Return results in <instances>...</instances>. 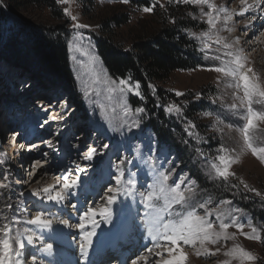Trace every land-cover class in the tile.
Masks as SVG:
<instances>
[{
	"label": "rangeland",
	"instance_id": "rangeland-1",
	"mask_svg": "<svg viewBox=\"0 0 264 264\" xmlns=\"http://www.w3.org/2000/svg\"><path fill=\"white\" fill-rule=\"evenodd\" d=\"M140 1L130 0L125 4L122 0H71L69 4L57 3L58 8L55 13L52 9L44 6L20 7L17 6V1L0 0L2 36L18 33L25 41H32L45 33L46 29L59 26L64 28L63 34L67 41L69 67L76 91V95H71L59 85L57 78L43 76L37 69L10 62L6 58L5 52H0V184L7 185L5 188H0V228L8 221L13 220L14 217L30 219L36 215V212L44 205L31 193L40 192L43 195V189L51 182L55 183L53 186L58 187L59 183H62V176L67 168L74 169L76 164H80L82 167L86 165L87 162L81 159V155L92 147H96L102 154L97 155L94 161L87 165V176L81 174L85 185L74 193L75 196H72L85 199V202L82 200L84 210L92 205L98 186H101L99 194L104 195L105 188L111 183L108 175L110 165L117 161L121 155L127 156L133 162L130 168L136 174L134 177H129L128 165L123 167L126 179L138 180L134 192H146L145 186L150 182L149 172L151 169L148 165V148L151 145L156 149L151 154L152 157L157 156L161 148L170 156V161L164 165L165 170L174 169L168 182L170 185L178 180L181 174H186L196 181L194 191L191 193L192 203L198 204L210 200L211 203L207 205V208L215 213V210L221 207V201L231 200V205L224 207L241 209L242 212H233L232 215L238 217L239 222L246 225L248 220H251L252 225L259 230L261 235L260 240H252L246 238L235 227L229 228V233H235L234 239L221 241L215 245H205L209 249V253L215 252V255H197L196 248L184 246V250L188 254L186 264H223L225 260H230L231 264H239L238 260L224 255L235 245L252 252L258 257L255 264H262L264 262V200L256 197L254 193L247 192L240 184V180L264 193V163L253 156L250 151L240 154L242 139L238 129L242 127L244 121L240 115L234 114L228 107L232 103H239L237 96H243V91L228 87L231 80L224 77L222 73L206 70L210 66H223V62L230 59L224 55V50L216 51L219 46L213 43L212 49L205 54L201 51L200 40L196 36L190 35V33H196L198 36L202 32L210 30V26L207 24L208 17L202 15L201 7H203L204 13L211 9L207 5L178 4L176 0H150L151 4H155L154 11L145 13L142 10L145 6L141 5ZM211 3L217 5L218 8H226L232 15V20L227 25L232 30L227 31L222 27L224 14H220L217 28L222 30L219 35L225 37L226 42L233 45L232 51L240 50V54L245 58L246 68L247 66L251 67L255 75L260 78L259 82L264 84V37H262L264 36V27L263 31H259L257 35L254 33L250 40L251 43H259L257 48L253 49L254 52L257 50L255 56L252 55L253 51L246 50L248 45L243 48L236 44L237 41L248 37L247 34L251 33L256 25L252 21L255 17L254 12H243L245 7L250 10V3H242V0H211ZM64 8H69L77 20L71 21L63 12ZM60 12L61 18L58 17ZM242 12L243 15H239ZM171 15L192 23L193 27L185 30V33L196 45L199 63L193 69L174 71L167 80L160 82V87L164 91L174 95L176 92L184 94L182 96L175 95V100L171 102L181 108L180 114L166 113L164 109L168 105L167 102L157 101L156 108L157 110L162 109L167 118L177 119L182 116L186 120L184 107L188 102L203 100L206 102L204 109L197 116L188 117L182 127V146L190 154V159H185V161L179 150L170 142L162 140L151 125L150 119L152 117L155 119L158 115H156L157 111L151 112L150 109H147L146 98L142 102L132 94H125L122 97L118 92H109V85L103 81L108 77H113L97 49V42L100 37L104 36L102 29H104L105 23L115 16L119 18L127 16L128 21L119 26L112 23L110 29L114 41L122 49L131 50L135 42L149 38L152 34L159 32L161 28L171 25L174 20L170 17ZM249 20L252 21L251 25L248 23ZM74 23L90 27L76 30L72 27ZM232 32L237 35H233ZM257 39L260 40L257 41ZM247 42L249 41H245V43ZM84 52H89L91 57H95V62L93 63L89 56H85ZM217 56L220 59H216ZM249 75L251 76L252 73ZM97 76H99V80ZM115 80L118 83L119 79ZM129 82L133 86L135 85V82L131 80ZM125 105L132 108L133 113L136 107L143 106L146 113L140 114L144 116V119L141 120V128L138 131L121 134L116 130L117 126L125 120L131 121L132 119L131 116L125 114ZM253 107L260 110L264 105L254 103ZM240 111L244 110L240 109ZM8 118L15 119L20 124L23 133L27 129L38 136L31 143L33 146L29 147H35L36 141L42 140L46 142V145L42 146L40 143V147L34 150L17 149L14 156L10 155L5 147H8L6 144L8 133L2 132L3 130L8 131V125H6ZM189 122L195 127H191ZM201 125L203 127L199 128ZM171 130L178 138V130ZM188 132H191L192 135H188ZM254 135L256 144L264 146V122H258ZM49 141L51 146L47 143ZM103 144H108L109 149L102 150L101 145ZM221 146L230 150V156H239L238 162L232 164L230 169L236 175L229 177L232 184L239 185L238 193L236 189L229 190L222 181L213 179L209 174L212 164L218 163L217 149ZM5 157L6 160H4ZM35 157L39 159L34 160ZM49 165L48 169L46 166ZM28 169L30 170L28 171ZM72 178H75V173ZM30 181L33 183L27 187ZM213 185L218 186L219 192L212 188ZM183 187L184 185H182ZM234 193L237 194L234 195ZM185 194L189 195L187 192ZM71 200L63 207L49 203L46 212V218L53 220V227L57 226L55 228L64 234L68 241L65 245L68 248L74 245L72 240L75 236L72 235V231L68 232L61 227L58 219L68 218L69 222L74 225L78 223L79 216L84 211L77 212V214L72 208ZM140 200L141 197L137 196L135 203L131 200L125 203L122 199L120 202L123 203V206H129V203L136 205L137 213H142L144 207ZM162 203L160 201L161 205ZM9 204L12 205L11 208L8 207ZM197 211L198 214L205 215V209L197 208ZM231 218L228 217L225 222H229ZM209 219L219 223L215 214ZM22 226L33 227L26 224ZM243 231L251 233V228L246 226ZM2 235L0 233V236ZM47 235L50 234H45L44 243H51ZM69 238H72L71 242ZM37 246H42L40 239L35 240V247ZM217 248L220 249L219 252H216ZM49 257L41 255L40 259L45 264ZM70 257L72 259L73 256ZM56 261L58 262L55 259L54 262L56 263ZM29 264H31L30 261ZM58 264L60 263L58 262Z\"/></svg>",
	"mask_w": 264,
	"mask_h": 264
},
{
	"label": "snow or ice",
	"instance_id": "snow-or-ice-1",
	"mask_svg": "<svg viewBox=\"0 0 264 264\" xmlns=\"http://www.w3.org/2000/svg\"><path fill=\"white\" fill-rule=\"evenodd\" d=\"M122 2L127 4L130 0H122ZM57 3L69 4L71 0H57ZM176 3L199 6L207 5L211 9V11L204 13L203 7H201L202 15L208 17L207 24L210 26V30L204 31L198 36L196 33H190V35L196 36L200 40L201 51L205 52V54L212 49L214 43L219 46L216 51L224 50V55L230 57V59L223 62V66H210L206 70L222 73L224 77L231 80L227 85L228 87L238 90L242 89L243 96H237L239 103L228 105L229 109L234 114L240 115L244 121L242 127L238 129L242 139L240 154L242 155L250 151L253 156L264 163V146L256 144L254 135L258 122H264V107L260 110L253 107L254 103L264 105V84L259 82L260 78L255 75L251 67L246 68L245 58L240 54V50L232 51L233 45L226 42L225 37L219 35L222 29L217 28L220 14L223 13V29L231 31L232 29L228 28L227 25L232 20V15L226 8H218L217 5L211 3V0H176ZM242 3H246V0H242ZM154 8L155 4L152 3L143 7L142 10L145 13H151L154 11ZM247 11L248 7H245L243 12ZM63 12L71 21L77 20V17L72 14L69 8H64ZM243 12L241 15H243ZM172 22L175 23L174 20ZM251 22L249 20V25H251ZM72 27L73 29L80 30L89 28L90 26L74 23ZM83 54L89 56L93 63L95 62V57H91L89 52H84ZM216 59H220V57L217 56ZM249 73H252V75L250 76ZM97 79L99 80V76H97ZM103 82L109 85V92H118L122 97L125 94H132L142 102L145 100V97L140 92L139 81H136L134 86L126 78H119L117 83L115 79L108 77ZM175 95L182 96L184 94L176 92ZM240 109L244 111L241 112ZM164 110L170 115L180 114L181 112V108L176 104L166 105ZM145 113L146 109L143 106L136 107L133 113V109L125 105V114L131 116L132 119L131 121H123L117 126L116 130L121 132V134L138 131L141 128V120L144 119V116L140 114ZM189 124L191 127H195L191 122ZM188 135H192V133L188 132ZM47 143L51 146L50 141ZM101 149L107 150L109 149V145L103 144L101 145ZM155 150L151 145L148 148V165L151 170L149 172L150 182L145 186L146 192H134L138 180L134 178L126 179L125 168L123 167L128 165V175L129 177H134L136 174L130 168L133 162L127 156L121 155L117 161L110 165L108 175L111 183L105 188L104 195L100 197L104 202L87 207L80 214L79 221L75 225H72L68 219H58L60 225L67 228H75L82 233L81 242L78 244L82 264H89V252L93 247L94 238L97 236V229L100 227L101 221L108 225L113 224V217L115 215L113 206L121 199L125 203L129 200L135 203L137 196L141 197L140 203L145 209L143 220L146 222L147 238L152 244L151 247H146L145 251L155 257L152 260V264H186L188 257L184 246L196 248L197 255H215V252L209 253V249L205 245H215L221 241L234 239L235 233L228 232V229L232 227H235L248 239H261L259 230L252 225L251 220H248L246 225L243 222H239L238 217L232 215L233 212H242L241 209L224 207L231 205V200L226 199L221 201V207L213 213V211L207 208V205L211 203L210 200L204 203H192L191 193L196 186L195 179L190 178L186 174H181L179 179L170 185L168 182L174 169L165 170L164 168V165L170 161V156L161 148L159 149V154L152 157L151 154ZM229 151L227 147L223 146L217 149L218 155L216 159L218 163L212 164L209 174L213 179L222 181L224 186L229 190L236 189L238 193L239 185L232 184L229 177H235L236 175L230 169L232 164L238 162L239 156H230ZM100 154L102 153L98 152L96 147L88 149L81 155V159L87 162L84 167L76 164L74 169L67 168L62 176V183L58 182V187L49 186L44 188L43 195L40 192L31 193L32 196L38 198L44 207L40 208L36 212V215L30 219L14 217L13 220L8 221L0 228V233L3 234L0 236V264H29V261L31 264H44L40 256H51L53 253V244L44 243L45 234L54 231L53 220L46 218L47 205L51 203L55 206H65L74 193L84 187L85 180L81 174H84L85 177L87 176V165H90L95 157ZM73 173H75V178H72ZM4 179H7V177H4ZM186 181L187 184H185ZM240 184L243 185V188L247 192L254 193L256 197L264 200V193L250 187L243 180H240ZM182 185H184L183 188ZM5 187H7L6 184H0V188ZM186 192L189 195L186 196ZM237 193H234V195ZM160 201L163 202L162 205ZM8 207L11 208L12 205L9 204ZM72 207L79 211L77 205L73 204ZM197 208L205 209V215L198 214ZM213 214H215L216 220L219 222L218 224L209 219ZM166 216L167 219H165ZM228 217L232 218L229 222H225ZM5 220H7V217H5ZM24 224L33 227H23L22 225ZM246 226L251 228V233L243 231ZM36 239L41 240V247H35ZM197 246L199 247L197 248ZM219 251L220 249L217 248L216 252ZM224 255L238 260L239 264H255L258 259L252 252L245 250L239 245H235L229 251H226ZM148 259L147 255H137L134 259H131L130 264H140V261H144L147 264ZM223 264H231V262L230 260H225Z\"/></svg>",
	"mask_w": 264,
	"mask_h": 264
},
{
	"label": "trees",
	"instance_id": "trees-1",
	"mask_svg": "<svg viewBox=\"0 0 264 264\" xmlns=\"http://www.w3.org/2000/svg\"><path fill=\"white\" fill-rule=\"evenodd\" d=\"M18 2L17 6H44L57 11V0H12ZM92 1V0H88ZM141 5H150V0H141ZM138 4V3H137ZM61 18V12L58 13ZM175 23L163 27L149 38L135 42L131 50L122 49L114 41L110 29L112 23L119 26L126 24L127 16L113 17L105 23L104 36L97 42L98 53L111 76L115 79L126 78L132 82H140L142 95L147 99V109L156 112L155 119L152 117L151 125L156 129L162 140L168 141L181 153L182 158L190 159V154L182 146V127L188 117L197 116L204 109L206 102H188L184 107V117L167 118L162 109L156 108V102H167L168 105L175 100V95L164 91L160 82L167 80L171 73L177 70H189L196 68L199 63L195 43L189 39L185 30L192 28V23L180 20L171 15ZM177 19V20H176ZM0 17V52L4 51L10 62L19 63L21 66L37 69L43 76L58 79L59 85L71 95H76L73 79L69 67L68 47L64 28L56 27L46 29L45 33L37 36L32 41L26 40L20 34L10 33L2 36ZM47 32V33H46ZM185 116V115H184ZM196 122V119H194ZM199 125V124H198ZM203 126H199L202 128ZM171 129L178 130V138ZM186 158H185V157ZM214 190L219 192L217 185ZM221 190V189H220Z\"/></svg>",
	"mask_w": 264,
	"mask_h": 264
},
{
	"label": "bare ground",
	"instance_id": "bare-ground-1",
	"mask_svg": "<svg viewBox=\"0 0 264 264\" xmlns=\"http://www.w3.org/2000/svg\"><path fill=\"white\" fill-rule=\"evenodd\" d=\"M246 3L247 4L250 3V7H249L250 10L248 9V12L249 11L254 12V14H255V19H252V21L255 22L256 25L253 27V30H252L253 33L251 32V33L247 34L248 37L244 38L243 39L244 41L240 40L236 44L239 47L243 46V48L245 45L246 46L248 45L246 47V50L249 51V49H250V51H253L254 48L255 49L257 48L259 43L256 44L255 42H252V43L250 42V40H252L251 39L252 35L254 33H255V35H257V33L259 31L262 32L263 27H264L263 26L264 25V0H246ZM239 15H241V14H239ZM243 25H245V24H243ZM232 34L237 35V33H235V32H232ZM262 37H264V36H262ZM259 40L260 39H257V41H259ZM245 41H249V42L245 43ZM255 41H256V39H255ZM235 47H236V45H235ZM237 49H238V47H237ZM235 50H236V48H235ZM256 52H257V50L255 52L253 51L252 55L255 56ZM247 67H249V66H247ZM2 132L8 133L7 141H9V142L13 141V139H11L10 136L15 135L14 133H12L14 131L3 130ZM40 143L42 146H44V144L46 145V142L44 140L36 141V144L34 145L35 148L40 147ZM13 144H14V142H13ZM7 145L9 147V144H7ZM13 146L15 147V145H13ZM7 149H9V148H7ZM16 150L11 149L9 151L10 155L14 156ZM41 155H42V152H41ZM37 159H39V158L38 157L34 158V160H37ZM46 167L49 169L50 165L46 166ZM29 170L30 169H28V171ZM32 183H33V181H30L27 184V187H29ZM54 184H55L54 182H51L47 187L53 186ZM100 189H101V186H98L97 193L94 195V201L92 202L93 206L96 204L102 203V199L98 198L99 196H101V194H99ZM77 197L78 196H76V198L75 197L71 198L72 199L71 201L73 202V204L77 205V207L79 209V211H77L76 209H74L72 207L76 213L84 210V204L82 202L81 197H79V198H77ZM91 206L89 205V207H91ZM136 207H137L136 205H133V204L131 205L130 203H129V206H123V203H121L120 201L116 205L113 206L114 213H115V215L113 217V224L108 225V224L103 223V221H101V225L97 229V236L94 238L93 247L89 252V264H91V261L93 259V256H95V254L104 253V252H106V250L111 249V248L112 249H120L123 244H126L127 247H125V250H122V252L118 256L125 259V264H129L131 259H134L137 255H147L149 257L147 264L152 263V260L155 259V257L152 254L146 253V251H145L146 247L152 246L151 241L147 238L146 222L143 220V213H140V212L137 213L138 208H136ZM143 212H144V209H143ZM98 219H100V218L98 217ZM165 219H166V217H165ZM55 227H57V226H55ZM55 227H53L54 231H52L51 233H47V234H50V235H47V237L50 238L49 241L53 244V252L54 253L52 256H50V257L48 256L49 258L47 261H45V264H58V262L60 264H68L69 260L71 259L70 256H73L74 259H76L78 261V264H82V259H81L79 249H78V244H79V242H81L82 233H80L75 228H67L65 226H61V227L65 228L68 232L72 231V233H73L72 235L75 236L74 239L72 240L74 242V245H72V247L68 248L65 245L68 241L65 238L64 234H62L61 231ZM72 238H69L70 242H71ZM130 246L133 247L132 250H129ZM73 257H72V259H73ZM55 259L58 260V262L56 261V263H55L54 262ZM142 263L145 264L144 261H142V262L140 261V264H142Z\"/></svg>",
	"mask_w": 264,
	"mask_h": 264
}]
</instances>
